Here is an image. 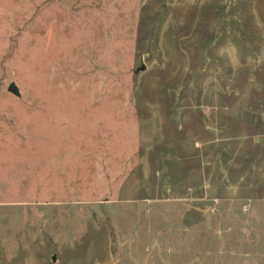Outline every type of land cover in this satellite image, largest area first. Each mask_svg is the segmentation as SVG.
Listing matches in <instances>:
<instances>
[{
    "label": "rangeland",
    "instance_id": "374dc122",
    "mask_svg": "<svg viewBox=\"0 0 264 264\" xmlns=\"http://www.w3.org/2000/svg\"><path fill=\"white\" fill-rule=\"evenodd\" d=\"M0 264H264V0H0Z\"/></svg>",
    "mask_w": 264,
    "mask_h": 264
},
{
    "label": "water",
    "instance_id": "95a60500",
    "mask_svg": "<svg viewBox=\"0 0 264 264\" xmlns=\"http://www.w3.org/2000/svg\"><path fill=\"white\" fill-rule=\"evenodd\" d=\"M140 68L143 69L144 68V65H142ZM8 90L11 91V92H13L16 95L19 94L18 88H17V86H16V84L14 82H11L9 84ZM166 183H167V181L164 179V184H166Z\"/></svg>",
    "mask_w": 264,
    "mask_h": 264
}]
</instances>
